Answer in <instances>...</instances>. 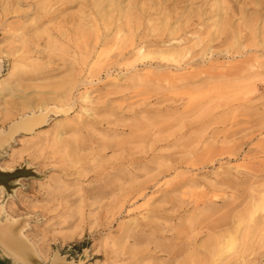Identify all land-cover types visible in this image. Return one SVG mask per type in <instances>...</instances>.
<instances>
[{"label":"rangeland","instance_id":"1","mask_svg":"<svg viewBox=\"0 0 264 264\" xmlns=\"http://www.w3.org/2000/svg\"><path fill=\"white\" fill-rule=\"evenodd\" d=\"M0 65V131L45 116L0 148L43 262L264 264V0H0Z\"/></svg>","mask_w":264,"mask_h":264},{"label":"bare ground","instance_id":"2","mask_svg":"<svg viewBox=\"0 0 264 264\" xmlns=\"http://www.w3.org/2000/svg\"><path fill=\"white\" fill-rule=\"evenodd\" d=\"M1 70H2V66L0 65V72H1ZM43 104H44V102H43ZM44 121H45V116L40 115V113L39 114L33 113L31 115L24 116V117L22 116L21 118H19V120H15L14 122H12V124L9 125V128L7 131H5V132L0 131V148L5 146L6 144H8L9 141L17 133L31 132L37 126H40V124H42ZM164 171H165V168L162 167L161 171L159 173H163ZM136 173H138V172H136ZM10 175L11 174H9V175L4 174L3 172L0 171V189L2 186H4V187L6 186V182L8 181ZM143 175H145V174H143ZM156 179H157L156 176H151V177H148V179L145 180L141 184L131 185L130 187L127 188V190L126 189L123 190V188H124L123 187L122 190L125 191L124 192L125 195L123 196V199L133 201L139 197H145L147 195V189L154 186V182L157 181ZM4 212H5V208L2 204H0V217ZM8 219H5L4 221H2L0 219V246L2 247L3 252L7 256H9L14 262H17L18 264H74V263H71L70 261H67L64 257H62L59 254H54V256H52L48 262H43L39 258V256L37 255V253L33 247L32 242H30V240H28V238L24 234V232L26 230V221L21 220V219L20 220H16V219L8 220ZM176 252H178V251H173L170 254V256H172V257L174 256V258H175ZM135 255H136V253H135ZM138 259H140V258H138ZM138 259H136V260H138ZM171 261H173V258ZM148 264H150V263H148Z\"/></svg>","mask_w":264,"mask_h":264},{"label":"crops","instance_id":"3","mask_svg":"<svg viewBox=\"0 0 264 264\" xmlns=\"http://www.w3.org/2000/svg\"><path fill=\"white\" fill-rule=\"evenodd\" d=\"M0 258L3 260H7L10 264H18L17 262H14L9 256H7L6 254L2 253V251L0 250Z\"/></svg>","mask_w":264,"mask_h":264},{"label":"trees","instance_id":"4","mask_svg":"<svg viewBox=\"0 0 264 264\" xmlns=\"http://www.w3.org/2000/svg\"><path fill=\"white\" fill-rule=\"evenodd\" d=\"M0 264H10L7 260H3L0 258Z\"/></svg>","mask_w":264,"mask_h":264}]
</instances>
